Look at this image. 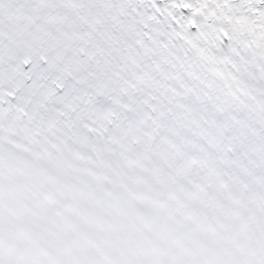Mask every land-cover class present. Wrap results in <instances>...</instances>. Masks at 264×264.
<instances>
[{"label": "snow or ice", "instance_id": "6c2138e0", "mask_svg": "<svg viewBox=\"0 0 264 264\" xmlns=\"http://www.w3.org/2000/svg\"><path fill=\"white\" fill-rule=\"evenodd\" d=\"M0 264H264V0H0Z\"/></svg>", "mask_w": 264, "mask_h": 264}]
</instances>
